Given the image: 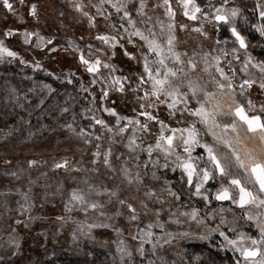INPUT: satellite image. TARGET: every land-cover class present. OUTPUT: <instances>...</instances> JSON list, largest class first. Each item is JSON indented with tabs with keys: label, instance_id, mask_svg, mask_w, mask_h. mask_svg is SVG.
Masks as SVG:
<instances>
[{
	"label": "rangeland",
	"instance_id": "rangeland-1",
	"mask_svg": "<svg viewBox=\"0 0 264 264\" xmlns=\"http://www.w3.org/2000/svg\"><path fill=\"white\" fill-rule=\"evenodd\" d=\"M11 2L14 12H8L0 2V40H3L5 47L18 53L16 57L0 55V264H66L63 262L64 257L77 260L83 256L95 264H196L200 256L193 259L194 263H188L185 258L187 246L194 243L206 244L222 254L229 253L235 264L239 254L231 248L220 247L223 238L218 233H211L209 239L199 237L215 228L221 217L226 221L221 228L229 236L235 235L228 231L234 226V220L237 232L244 231L257 236L255 222L241 218V210L228 201L212 200L205 204L201 198L191 196L186 180L181 179V171L172 170L175 157L169 158L167 169L153 167L151 163L145 166L148 154L142 147L154 143L152 137L159 126L155 125L151 133H142L134 131L133 125H129L120 133L115 125V117L104 112L101 107L103 103L104 106L115 107L121 116H136L140 110L137 96L143 93L133 92L125 82L124 92L110 89L109 97L101 102V83L91 84L92 75L86 72L78 60L77 45L84 49L85 54L88 44L102 48L104 51L98 53L101 59L116 65V71L111 76H129L135 84L136 74H143L141 51H146L142 47L144 42L133 37L136 41L133 46L126 39L121 40L128 51L135 53L136 59H130L119 47L115 49L116 55L111 56L113 50L95 39L99 33L114 35L122 31L120 17L123 13H117L111 5L105 3L104 15H98L95 6L100 4V0H24L23 5L20 0ZM196 2L203 12H209L210 15L223 4V0ZM170 3L175 12V51L181 53L183 60L192 59L198 65L196 72L191 74L192 78L199 76L200 83L207 84L211 90L209 75L202 71V57L204 53H209L211 60V56L221 55L222 48L228 55L221 60V66L227 69V62L231 60L237 69V79L247 78L239 71L245 59V50L240 49L237 53L240 61L233 58L231 49L239 46L233 44L234 38L228 26L221 25L217 31L210 18L205 19L198 13L200 18L194 21L184 16L181 0H170ZM32 4L37 6L35 17L29 14ZM76 4H81L82 9L78 10ZM138 4L139 0H128L137 26L143 29L152 27L158 39L165 42L167 28L161 32L157 19L167 25L169 17L165 15L164 7H153L162 4V0H146L147 15L144 16L136 14L133 5ZM209 4L212 8L208 7ZM257 4L264 6V0H229L226 5L240 10L235 23L247 38V53L253 58V64L264 61V37L253 27L255 24H264ZM84 12H88L89 16H85ZM90 17H95V26L90 23ZM180 24L187 27L181 29ZM201 26L207 35L194 30ZM6 29L20 31L6 37L3 35ZM25 29L39 32L45 40L38 46V38L32 37L31 42L26 44L23 37ZM51 37L55 39L51 45H47V38ZM225 38L227 44L222 42ZM217 40L221 43H217ZM48 48H54L55 51H48ZM37 61L42 65L39 69L35 67ZM168 63L171 66L172 60L169 59ZM65 69L69 71L60 76L54 75ZM248 71L257 83L247 89L246 97L258 107L264 103V91L258 83L261 73L252 64H249ZM101 74L110 81L108 69L102 68ZM212 74L218 76L214 69ZM84 88L88 90L84 91ZM190 106L194 107V102ZM158 110L161 117L168 116L165 105H159ZM93 115L104 119L113 127V131L108 132L106 128L96 125L91 119ZM181 115L178 112L176 117ZM183 115L189 121L196 119L187 113ZM124 123L126 121H122L120 126ZM66 124H72L76 132L84 128L85 133H91V142L85 143L81 136L65 127ZM172 125L185 126L183 121L177 123L176 118L172 119ZM134 135L137 138L136 144L141 146L132 151L127 145ZM96 136L102 139L96 140ZM203 138L211 141L210 136L205 135ZM97 144L101 146V152L111 148L110 167L104 165L103 157L96 163L92 162V153L96 151ZM221 150L226 151L222 147ZM157 155L154 152L153 159ZM63 159L69 161L67 169L53 168L54 163ZM29 161L36 163L29 165ZM160 163H164L162 156ZM124 168L129 170L133 178L139 174L140 181L133 179L129 183L121 171ZM236 171L243 177L242 170ZM153 172L156 173L155 177ZM165 181L169 183L165 184ZM169 187L182 193L180 200L169 194ZM206 187L214 192L219 187V181L210 182ZM73 189L82 193L86 201L97 202L98 207L88 208L85 212L83 208L86 205L69 203ZM149 190L154 194L146 195ZM111 192L117 195L111 196ZM119 200H125L126 203L121 205ZM127 203L135 207L136 220L129 218L132 213ZM65 204H69L70 210H65ZM144 204H147V208ZM22 205L25 206L23 210ZM192 207L200 210V216L204 217L203 223L198 224L182 215ZM221 208L232 211L221 212ZM156 209H160L158 216ZM252 211L255 213L256 209ZM16 220L23 223L18 226ZM177 220L180 222L177 223ZM159 223H163V229L157 226ZM149 224L153 225L151 229L148 228ZM88 225L94 227L89 228ZM148 231L153 236L144 237L141 254L138 250L140 237ZM166 232H171L172 237L164 235ZM157 237L160 238V246L153 250L152 244L147 241L156 240ZM165 240L169 242L164 243ZM120 248L126 249L128 254L119 251Z\"/></svg>",
	"mask_w": 264,
	"mask_h": 264
},
{
	"label": "snow or ice",
	"instance_id": "snow-or-ice-1",
	"mask_svg": "<svg viewBox=\"0 0 264 264\" xmlns=\"http://www.w3.org/2000/svg\"><path fill=\"white\" fill-rule=\"evenodd\" d=\"M0 2L8 12L15 11L11 0H0ZM228 2L229 0H223V4L216 7L214 13L210 15L209 12L202 11L196 0H181L183 15L190 20H198L200 17L197 14L199 13L205 19L210 18L214 22L217 31H219L221 25L228 26V31L234 38L233 44L239 46L231 49L233 58L236 61H240V56L237 55L239 50H245V59L241 62L239 71L244 73L247 78L241 77L239 80L237 79V69L233 67L231 60L227 62V69L221 66V60L228 55L225 49H220L221 55L211 56V60H209V53L203 54L204 67L202 71L209 75L211 90H209L207 84L200 83L201 78L199 76L192 78L191 74L196 72L198 67L197 62L192 59L185 61L181 58V53L175 51V12L170 0H162V4L153 5L154 8L164 7L165 15L169 17L167 25L157 19L161 32L164 31L165 27L167 28V39L163 43L158 39L152 27L143 29L137 26V20L134 19L132 10L129 9L128 0H100V4L95 6L98 15L101 16L104 15L103 5L105 3L111 5L117 13H123L120 17L122 21L120 29L122 31H117L114 35L99 33L95 37V39L108 45L113 50L111 56L116 55L115 49L119 47L123 49L125 56L136 59L135 53L128 51L121 40L126 39L127 43L133 46L136 44L133 37L144 42L142 47H145L146 51H141L143 74H136L135 84L132 83L129 76H111V73L116 71V65L101 59L98 53L104 51L102 48H95L92 44H88L86 45L87 54H85L84 49L77 45L76 51L80 64L93 77L90 83L93 85L98 82L101 83V95L99 96L101 102L109 97L110 89L124 92L125 82L129 84L133 92L143 93L137 96L140 101V110L136 116H121L115 107H107L103 103L101 107L104 112L115 117V125L120 133H123L129 125H133L134 131L142 133H151L155 125L159 126L158 131L152 137L154 143H148L146 147H142V150L148 154L145 166L151 163L153 167L159 166L167 169L169 168V158L175 157L172 161V170L179 169L181 171V179L186 180V187L191 196L201 198L205 204L210 203L212 200L228 201L241 210V218L248 222L254 221L255 227L258 229L257 236H252L244 231L237 232L234 220L232 222L234 226L229 228L228 231L235 235L229 236L221 228V225L226 223L225 218L221 217L220 223L215 228L210 229L207 235L199 238L209 239L211 233H218L223 238L220 247L231 248L233 252L239 254L235 264H264V103L257 107L250 98L246 97L247 89L257 83V80L248 71L249 64H252V67L259 68L261 73L258 82L259 88L264 91V61L252 63L253 58L247 53V38L238 30L235 23L240 10L235 7H226ZM20 3L23 5L24 0H20ZM75 7L78 10L82 9L81 4H76ZM133 7L138 16L147 15L145 13L146 0H139L138 6L133 5ZM208 7L212 8V5L209 4ZM257 8L260 9V18L264 19V6L257 4ZM29 14L33 17L37 15L36 4L30 6ZM84 15L89 16V13L84 12ZM94 20L95 17H90V23H93V26H95ZM148 20L150 21L151 17ZM144 22L146 21H141V23ZM179 27L184 29L187 25L180 24ZM253 27L264 37V24H255ZM194 30L207 35L206 32H203L202 26ZM19 31V29H6L3 35L11 37ZM23 37L26 44L31 42L32 37H37L38 46L41 41L45 40V37L40 36L39 32L27 29L24 30ZM54 39L55 37L47 38V45H51ZM222 42L227 44V38ZM217 43H221V41L217 40ZM48 51H55V49L48 48ZM4 54L10 57L18 55L17 52L5 47L3 40H0V55ZM184 55H187V53H184ZM153 56L155 58L150 59ZM169 59L172 60L171 66L168 63ZM35 67L39 69L42 65L37 61ZM102 68L109 70L110 81L107 77L102 76ZM213 69L218 76L212 74ZM81 87L83 88V85ZM183 88H186V90H182ZM83 90L87 91L88 89L84 88ZM161 96L164 98L161 99ZM95 99V96H93V101ZM193 102L194 107L190 106ZM159 105L166 106L167 117L159 115ZM153 109H156V111H153ZM63 111H67V109H63ZM178 112L182 114L181 117H176ZM184 113L196 119L189 121L188 117L183 115ZM173 118H176L177 123L183 121L185 126L174 127L172 125ZM91 119L96 125L106 128L108 132L113 131V127H110L104 119H98L95 115ZM122 121H126V123L120 126ZM65 127L72 132H76L72 124H66ZM76 134L81 136L85 143L91 142L92 134L85 133L84 128H80ZM205 135L210 136L211 141L205 140L203 138ZM95 139L101 140L102 137L96 136ZM136 139L134 135L127 145L132 151L141 146L136 144ZM100 147L99 144L96 145V151L92 153L94 158L92 162L96 163L97 160L103 157L104 165L110 167L109 158L112 150L109 147L101 152ZM221 147L226 151H222ZM197 149L200 151L197 152ZM154 152L159 154L155 159H153ZM161 156L164 159L162 164L160 163ZM35 163L36 161H29V165ZM68 167L69 161L67 159L53 164V168L56 169H67ZM237 169L242 170L243 177L236 171ZM121 171L128 178L129 183L133 179L140 181L139 174L133 178L127 168ZM153 176H156L155 172H153ZM216 181H219V187L214 192L206 187L210 182ZM168 183V181H165V184ZM167 190L176 200H180L182 193L174 191L171 187ZM153 194L152 190L146 193V195ZM116 195V192H111V196ZM69 203L86 205L83 208L85 212L88 208L96 209L98 207L97 202L86 201L85 196L76 189L72 190ZM118 203L124 205L126 201L119 200ZM24 207L22 205L21 209L23 210ZM127 207L132 213L129 218L136 220V209L133 204L127 203ZM144 207L147 208V204H144ZM253 208L256 209L255 213L252 211ZM65 210H70L69 204H65ZM155 211L158 216L160 209ZM220 211H232V209L221 208ZM20 214L22 215L23 211ZM182 215L198 224L204 222V217L200 216V210L195 207L182 213ZM58 219L63 220L64 217H58ZM176 222L179 223L180 221L177 220ZM15 223L19 226L23 221L16 220ZM157 226L162 229L164 227L163 223H159ZM88 227L91 228L94 225H88ZM152 227V224L148 225L149 229ZM117 231L119 230L117 229ZM164 235L171 238L173 234L166 232ZM181 235L187 236L188 233H182ZM152 236L153 233L148 231L140 237L141 244L138 250L141 254H143L144 237L151 238ZM159 241L160 238L157 237L156 240L148 239L147 242L151 243L153 250H155L160 246ZM168 242L169 240L164 241V243ZM119 251L128 254L124 248H120Z\"/></svg>",
	"mask_w": 264,
	"mask_h": 264
},
{
	"label": "trees",
	"instance_id": "trees-1",
	"mask_svg": "<svg viewBox=\"0 0 264 264\" xmlns=\"http://www.w3.org/2000/svg\"><path fill=\"white\" fill-rule=\"evenodd\" d=\"M65 71H69V69H65L64 71L59 73L54 72V75H63L65 74ZM197 256H200L201 258H197L198 261H195L196 264H234L232 256L229 253L222 254L217 250L210 249L206 244L194 243L188 245L187 252H185V258L188 260L187 262L189 263L191 261V263H194L193 259ZM63 262H65L66 264H95V262H89L87 256H83L81 259L77 260H71L70 257H64ZM101 263H103V261H101Z\"/></svg>",
	"mask_w": 264,
	"mask_h": 264
}]
</instances>
